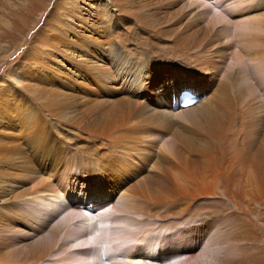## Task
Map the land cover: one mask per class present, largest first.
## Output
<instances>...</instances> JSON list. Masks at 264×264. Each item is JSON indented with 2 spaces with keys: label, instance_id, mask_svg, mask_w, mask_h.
<instances>
[{
  "label": "bare ground",
  "instance_id": "6f19581e",
  "mask_svg": "<svg viewBox=\"0 0 264 264\" xmlns=\"http://www.w3.org/2000/svg\"><path fill=\"white\" fill-rule=\"evenodd\" d=\"M50 1L0 0V38L26 37ZM12 76L0 241L15 264H264V0H56Z\"/></svg>",
  "mask_w": 264,
  "mask_h": 264
},
{
  "label": "rangeland",
  "instance_id": "374dc122",
  "mask_svg": "<svg viewBox=\"0 0 264 264\" xmlns=\"http://www.w3.org/2000/svg\"><path fill=\"white\" fill-rule=\"evenodd\" d=\"M55 1L56 0H51L46 12L42 14L39 13V15H37V18H35L36 23L33 25L32 29L30 30V32L27 34L26 37L20 35L19 37H6L7 39L0 38V79L1 80H8V82L12 81L11 77H13L12 76L13 71H15L18 68L19 63L23 59L30 44L35 38V35L43 27L48 17L49 12L53 8ZM224 10H225L224 8H221V9H217L215 7L211 8L212 14H216V15H220V13H223ZM0 16H3V15H0ZM0 25L5 26V23L3 21H0ZM6 72H8V77L4 76ZM99 209H101V207H99ZM255 213L257 214L255 215ZM253 214H254L253 218L257 217V219L254 218V220H257V222L259 223L260 225V227L258 226L260 229L259 231L261 235L264 237V213L260 208H257L254 210ZM252 223L255 224L254 221ZM2 243L3 242L0 241V245H1L0 246V259L2 260V261L0 260V262H2L3 264H6V263L15 264L16 261H19V259L17 258L18 256H16L15 254V251L17 249H20V246L8 247V244L6 243L2 244ZM119 249L123 251L122 247ZM96 253H97V250H96ZM10 254H12L13 256ZM63 256H65V253L55 254L54 256L55 258L53 257L52 259L54 260L56 258L63 257ZM185 257L186 255H183L182 259H184ZM11 258H14V260L13 259L11 260ZM44 264H61V263H55V261H47Z\"/></svg>",
  "mask_w": 264,
  "mask_h": 264
}]
</instances>
